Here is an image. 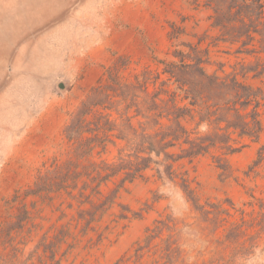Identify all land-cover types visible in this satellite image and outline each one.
<instances>
[{"label":"rangeland","instance_id":"374dc122","mask_svg":"<svg viewBox=\"0 0 264 264\" xmlns=\"http://www.w3.org/2000/svg\"><path fill=\"white\" fill-rule=\"evenodd\" d=\"M211 14L205 0H0V229L12 226L0 237V264H264V160L254 166L264 150L262 108L258 138H243L236 153L180 159L172 179L163 168L158 177L152 163L131 182L119 174L102 184L94 204L112 195L113 204L86 230L75 190L74 198L61 191L7 204L16 191L34 189L54 160L75 164L65 129L115 64L121 81L149 70L159 87L167 78L162 62L178 63L175 50L205 38V69L239 73L243 55L215 40ZM173 24L177 39L170 38ZM251 76L238 78L264 91V75ZM109 149L102 158L111 161L117 148ZM22 205L29 219L18 228Z\"/></svg>","mask_w":264,"mask_h":264},{"label":"trees","instance_id":"16d2710c","mask_svg":"<svg viewBox=\"0 0 264 264\" xmlns=\"http://www.w3.org/2000/svg\"><path fill=\"white\" fill-rule=\"evenodd\" d=\"M196 1V0H195ZM212 9V28L218 30L215 40L235 45V54L243 55L238 62L241 71L220 75L208 72L204 64L209 62L208 48H201L205 38L197 43L184 44L187 52L175 50L179 62H162L167 78L155 87L158 76L149 70L134 74L133 82L121 81L116 64L106 70V83L91 90L82 102L75 119L66 127V138L75 145V164L52 162V169L38 175L35 188L24 193L16 191L7 204L12 207L29 195L59 193L70 198L75 190V203L79 208L77 221L85 220L83 230L101 219L105 210L113 204L114 196H108L99 204L94 199L102 196L100 187L111 178L122 174V182L142 177L143 172L158 165L156 173L174 178V163L188 158L192 161L210 150H221V155L240 151L243 138L256 140L261 132V108L264 111V91L243 79L264 75V17L262 0H205ZM170 38L177 39L181 29L172 25ZM247 58L254 61L247 62ZM127 61V60H126ZM247 62V63H246ZM127 66V63H125ZM152 84L154 89L149 90ZM173 85V88H169ZM143 95L141 101L137 99ZM134 114L128 115L130 111ZM115 113V116H113ZM141 118L133 122L135 118ZM117 148L111 161L102 158ZM217 167L226 171L225 162L216 157ZM264 160V150L258 154L254 166ZM184 190L188 193L189 181L182 175ZM109 204L108 207L104 206ZM89 204L90 209L81 207ZM100 213L97 216V212ZM126 218L125 214L120 216ZM29 219V212L21 206L16 224ZM12 226L0 229V237L7 236Z\"/></svg>","mask_w":264,"mask_h":264}]
</instances>
